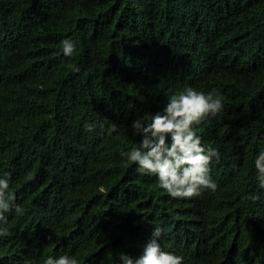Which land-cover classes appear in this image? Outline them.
<instances>
[{
	"label": "trees",
	"instance_id": "16d2710c",
	"mask_svg": "<svg viewBox=\"0 0 264 264\" xmlns=\"http://www.w3.org/2000/svg\"><path fill=\"white\" fill-rule=\"evenodd\" d=\"M188 87L224 110L194 127L219 152L217 190L181 199L121 151L140 146L134 120ZM261 151L264 0H0V178L20 208L0 223V264H121L155 226L182 264H264Z\"/></svg>",
	"mask_w": 264,
	"mask_h": 264
},
{
	"label": "clouds",
	"instance_id": "9594fccd",
	"mask_svg": "<svg viewBox=\"0 0 264 264\" xmlns=\"http://www.w3.org/2000/svg\"><path fill=\"white\" fill-rule=\"evenodd\" d=\"M75 50L74 41H62L61 51L65 57H71ZM72 71L78 72L79 68L72 66ZM223 110L224 104L216 89L205 93L188 87L179 94L169 96L162 111L151 115L147 123L142 119L132 122L134 133L141 135L142 140L139 147L128 152L121 151V156L126 157L129 163L137 164V171L141 174L155 175L159 187L172 198L191 199L207 190L215 192L218 185L209 175V166L213 157L219 159V152L215 148H206L194 127ZM86 127L89 132L94 130L93 125ZM100 127L103 131V125ZM107 131L109 134L115 132L116 125H111ZM234 160L242 162L241 152ZM254 164L259 187L264 188V151L258 154ZM9 180L10 173L7 172L4 178H0V223L3 224L7 223L5 213L15 206V196L8 192ZM15 209L20 211L19 206ZM190 228L197 230L198 226L190 225ZM8 234L7 228L0 227V236ZM161 234L162 229L155 226L154 238L144 245L142 253L136 257L121 253V264H182V256L161 248L156 239ZM43 264H79V261L75 256L54 258L49 255Z\"/></svg>",
	"mask_w": 264,
	"mask_h": 264
}]
</instances>
